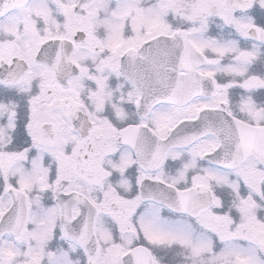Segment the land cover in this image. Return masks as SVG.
Listing matches in <instances>:
<instances>
[{
    "label": "snow or ice",
    "instance_id": "6c2138e0",
    "mask_svg": "<svg viewBox=\"0 0 264 264\" xmlns=\"http://www.w3.org/2000/svg\"><path fill=\"white\" fill-rule=\"evenodd\" d=\"M0 264H264V0H0Z\"/></svg>",
    "mask_w": 264,
    "mask_h": 264
}]
</instances>
